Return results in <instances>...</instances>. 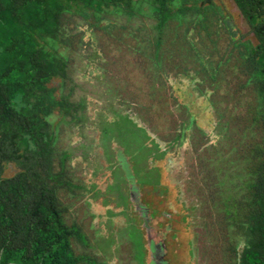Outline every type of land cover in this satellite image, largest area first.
Returning <instances> with one entry per match:
<instances>
[{"label":"trees","instance_id":"obj_1","mask_svg":"<svg viewBox=\"0 0 264 264\" xmlns=\"http://www.w3.org/2000/svg\"><path fill=\"white\" fill-rule=\"evenodd\" d=\"M220 1L0 0V264H97L90 256L76 253L73 239L85 244L86 237L76 224L66 223L64 203L67 191L76 196L75 190L86 189L77 184L79 177H73L74 151L67 148V130L74 132L75 125L87 132L88 99L110 104L108 109L118 117L108 123L107 112L98 116L102 119L100 144L106 156L114 158L109 162L116 168L108 169L128 184L125 192L132 203L140 205L141 188L147 185L140 176L128 174L140 163L136 154L148 153L150 169L160 175L157 163L169 149L187 141L196 150L205 147L209 157L202 158L201 175L218 189L217 201L213 200L218 223L210 227V241L230 243L228 264H264V0H233L254 37L242 42L241 34L231 35L222 44L214 41L211 27L201 31L203 38L193 29L206 18L211 24L223 16ZM70 17H79L78 25L102 35L96 38L99 42L107 33L114 45L127 38L108 31L110 27L134 25L136 19L151 22L147 25L151 37L131 45L160 74L169 57L181 62L176 66L179 72L185 73L186 61L196 66L193 91L209 99L218 140L210 142L211 136L194 114L173 122L177 126L166 149L151 140L149 130L157 131L154 124L159 119L152 113L159 110L156 104L161 96L153 89L142 100L126 94L131 72H124L126 65L121 71L122 60L116 52L112 70L110 62L105 63L106 73L97 76L96 87L84 89L77 78V64L102 66L104 55L98 51L102 62L95 61L80 38L76 46L67 42ZM103 20L114 24L107 26ZM99 44L104 48V42ZM71 52L82 59L75 60ZM163 77L162 82L172 88L168 77ZM188 77L180 79L193 87ZM154 79L151 71L144 78L150 84ZM125 98L151 129L130 117L128 107L121 106L128 104ZM118 126L136 140L135 154L129 155L127 146L119 143ZM83 139L79 148L83 160L90 161L97 148L95 139ZM96 159H103L102 155Z\"/></svg>","mask_w":264,"mask_h":264},{"label":"rangeland","instance_id":"obj_2","mask_svg":"<svg viewBox=\"0 0 264 264\" xmlns=\"http://www.w3.org/2000/svg\"><path fill=\"white\" fill-rule=\"evenodd\" d=\"M219 4L221 11L224 12L223 16L219 20H213L211 24L206 23L209 18L203 22H197L193 29L199 31L198 36L203 38L201 31H208L211 27L215 31L214 41L220 44L231 35L238 38L241 34L242 42L252 39L254 35L250 33L248 24L239 14L233 0H221ZM68 20L70 23L68 28L71 30L68 31L67 42L70 40L76 46L80 38L83 47L92 51L90 55L95 61L102 62L97 57L98 51H102L103 53L100 54L104 55L102 66L87 62L77 64V78L84 89L87 85L96 87L97 76L106 73L105 63L110 62V71L112 70L115 65L113 62L115 58L112 56L117 53L116 57L122 60L121 71L126 65L124 72H131L132 80L125 91L126 94L142 100L155 90L161 96L156 104L159 110L152 113L159 119L154 124L157 131L149 130L151 140L161 142L163 149H166L169 144L167 140L171 138V132L177 126L173 122L176 121L177 124L187 114L195 115L199 126L208 131L207 134L211 136V143L218 140L209 99L207 98V101L193 91L198 79L195 72L196 66L186 61L183 67L185 73L179 72L176 66L181 62L169 57L163 62L162 74H160L153 63L148 64V59L137 53L131 45L132 41L141 43L147 36L151 37L147 26L151 22L136 19L134 25L128 23L112 26L109 24L113 22L103 20L107 21V26H112L108 31H113L117 36L127 39L114 45L107 33H102L104 35V40H100L104 42V48H102L99 40L96 39L102 35L92 34L90 31L93 29L90 27L78 25L77 20L81 21L79 17L78 19L70 17ZM62 23H64L63 20ZM194 40L198 38L194 36ZM148 45L149 42L146 46ZM65 46L67 48V44ZM65 46L62 50H65ZM70 55L77 61L82 59L81 54L71 52ZM150 71L155 77L152 84L144 80ZM185 74L190 75L188 78L193 87L188 80L180 79ZM163 76L168 77L172 88L162 82ZM55 84L54 82L52 85ZM244 93V90L240 91L242 96ZM125 99L128 104L121 103V106L128 107L126 110L130 117L140 125L151 129V126L143 122L139 112L129 103L130 99ZM86 103H88L86 114L88 113L89 116L87 132L80 127L76 128L75 125L74 132L67 130V148L70 147L74 151V158L71 161L73 177H79L77 184L86 186L82 192L75 190L74 192L78 194L76 196L67 191V199L64 200L68 207L66 223L76 224L86 237L85 244L73 239L76 253L90 256L97 264H228V258L231 255L230 243L225 239L214 243L208 237L210 227L218 223L213 217V200L217 201L218 189L209 179L206 180L201 175V167L205 163L202 158L209 157L206 148L196 150L187 141L179 148L169 149L157 163L160 166V175L150 169L148 153L140 151L136 154V160L140 163L137 167L135 166L134 171L128 170V174L132 173L136 175V178L140 176L149 185L141 188V198H139L141 203L137 205L131 202L127 190L125 192L128 184L124 183L123 177L119 173L114 177L109 171L110 166L111 169L116 168L109 162H113L114 158L107 157L102 148L103 145L100 144L102 119L98 116L102 112H107L108 123L116 121L118 117L113 110L108 109L111 105L101 103V100L98 102V100L88 99ZM112 107L117 109L116 105ZM143 114L147 117L145 111ZM188 132H191V129ZM115 133L122 139L119 143L127 146L129 151L127 153L135 154L137 143L129 132H123L118 126L115 128ZM81 134H84V138L90 136L91 139H95L93 142L97 148L91 155L90 161L83 160V150L79 148V144L84 141ZM98 154L102 155L103 159L97 160ZM217 157H220V154ZM97 168H102L103 171ZM94 171H97L96 175ZM236 202L240 203L238 199ZM141 206L145 208V213L141 212ZM242 209V207L239 208V210Z\"/></svg>","mask_w":264,"mask_h":264},{"label":"clouds","instance_id":"obj_3","mask_svg":"<svg viewBox=\"0 0 264 264\" xmlns=\"http://www.w3.org/2000/svg\"><path fill=\"white\" fill-rule=\"evenodd\" d=\"M141 209H142V213H145V208H143V206H141Z\"/></svg>","mask_w":264,"mask_h":264},{"label":"bare ground","instance_id":"obj_4","mask_svg":"<svg viewBox=\"0 0 264 264\" xmlns=\"http://www.w3.org/2000/svg\"><path fill=\"white\" fill-rule=\"evenodd\" d=\"M157 252V251H156Z\"/></svg>","mask_w":264,"mask_h":264}]
</instances>
